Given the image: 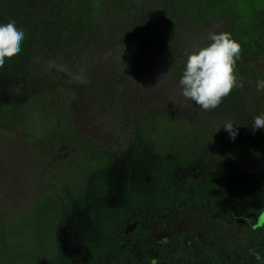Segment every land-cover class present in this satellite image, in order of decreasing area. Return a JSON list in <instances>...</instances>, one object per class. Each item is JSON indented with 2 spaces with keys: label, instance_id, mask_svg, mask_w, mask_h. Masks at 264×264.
Returning <instances> with one entry per match:
<instances>
[{
  "label": "rangeland",
  "instance_id": "1",
  "mask_svg": "<svg viewBox=\"0 0 264 264\" xmlns=\"http://www.w3.org/2000/svg\"><path fill=\"white\" fill-rule=\"evenodd\" d=\"M66 1L0 0V24L16 21L25 33L7 70L28 100L19 125L0 127V264H49L75 251L71 232L84 233L69 207L85 195L90 170L70 155L66 117L79 135L121 156L136 149L137 128L157 113L193 119L211 148L241 141L264 115V90H257L264 56L242 65L240 99L225 97L205 111L182 95L186 53L210 44V32L235 39L232 16L204 20L175 13L164 0H108L88 29L75 32L51 20ZM229 121L234 139L223 127Z\"/></svg>",
  "mask_w": 264,
  "mask_h": 264
},
{
  "label": "trees",
  "instance_id": "2",
  "mask_svg": "<svg viewBox=\"0 0 264 264\" xmlns=\"http://www.w3.org/2000/svg\"><path fill=\"white\" fill-rule=\"evenodd\" d=\"M107 2L67 0L52 10V23L70 31H84L101 16ZM164 2L173 12L191 18L213 20L232 16L233 35L242 49L236 64L237 78L242 65L264 56V0ZM12 62V58H6L0 67V127L6 129L24 120L28 102L9 80L7 68H12ZM226 98L240 99L241 88H234ZM65 121V136L73 154L89 165L92 174L85 195L81 194L69 207L71 218L83 223L84 233L72 235L77 243L74 252H59L49 264H134L135 256L127 244L121 247L104 243L131 240L116 234L152 232L173 206L184 207L185 202H194L195 212L202 213V204L214 201L224 202L220 208L227 207L230 216L250 237L237 234L236 238L224 239L222 226L219 230L212 224L210 232L214 237L196 240L202 242L196 246L202 252L195 253L204 259L202 264H264V224L254 226L264 211V128L243 134L237 143L214 144L211 148L207 130L193 119L157 113L150 124L137 128L136 149L131 147L130 155L116 156L79 135L70 119L66 117ZM205 206L212 208L208 203ZM244 215L251 218L250 222H241ZM183 220L187 225L185 233L199 231L194 229L197 223L190 216ZM133 221H137L136 229L127 231L126 226ZM257 252L261 261L255 259Z\"/></svg>",
  "mask_w": 264,
  "mask_h": 264
},
{
  "label": "clouds",
  "instance_id": "3",
  "mask_svg": "<svg viewBox=\"0 0 264 264\" xmlns=\"http://www.w3.org/2000/svg\"><path fill=\"white\" fill-rule=\"evenodd\" d=\"M24 38V31L18 29L14 21L0 24V67H3L6 58L11 59L20 52ZM208 39L210 44L186 53L185 68L179 80L183 97L194 101L205 111L216 109L234 88H243V81L238 80L236 75L241 45L225 31L210 32ZM257 90H264V80L257 81ZM233 124L229 121L223 127L234 139L236 132ZM252 127L254 130L264 128V115L254 117ZM260 223L264 224V216L260 218ZM255 259H262L258 252Z\"/></svg>",
  "mask_w": 264,
  "mask_h": 264
},
{
  "label": "flooded vegetation",
  "instance_id": "4",
  "mask_svg": "<svg viewBox=\"0 0 264 264\" xmlns=\"http://www.w3.org/2000/svg\"><path fill=\"white\" fill-rule=\"evenodd\" d=\"M70 155L72 158L82 159L73 154V149ZM85 166L89 168V165L86 162ZM89 170L88 182L92 174L90 168ZM87 188L88 186L86 185L85 191ZM207 203L212 205L211 209L205 206ZM207 203L202 204V213L195 212L194 207L196 203L194 202H185L184 207H171V210L164 213L162 216L168 220V222L163 225L165 226L163 232L160 231L159 228L161 225H159L153 227L152 232L133 233L126 236L119 234L114 235L116 237L121 236L120 238H131L130 241L106 242L104 244H113L121 247L127 244L135 256V259H133L134 264H202L204 259L195 254L202 252L199 250V247H196L202 244V242L196 240L199 239L202 241L203 238L214 237L210 232L213 227L212 224L214 227L217 226L219 230H221L220 226H222V233H220L224 239L236 238L237 234H244L247 237H250V234L245 232L244 227L242 225L238 226V221L230 216L227 207H224L225 210L220 208V206L225 204L224 202L214 201L212 203ZM178 205H181V203H178ZM186 215L190 216L193 221L197 223V226L194 229L199 230L198 232H184V229L187 228V225L183 220ZM240 220L241 222L243 220L250 222L251 218L244 215L240 217ZM74 221L76 220L74 219ZM77 221L80 220L77 219ZM136 226L137 221L130 222L126 226V230L129 227L127 231H134ZM71 235L74 234L72 233ZM215 238L217 239L218 236ZM62 253L66 254L64 252H61V254Z\"/></svg>",
  "mask_w": 264,
  "mask_h": 264
},
{
  "label": "water",
  "instance_id": "5",
  "mask_svg": "<svg viewBox=\"0 0 264 264\" xmlns=\"http://www.w3.org/2000/svg\"><path fill=\"white\" fill-rule=\"evenodd\" d=\"M262 216H264V211L260 214V216H259V218H258V222H257L256 224H254V226L262 225V224L260 223V218H261ZM131 225H134V224H131ZM128 229H129V227L127 228V230H128Z\"/></svg>",
  "mask_w": 264,
  "mask_h": 264
}]
</instances>
